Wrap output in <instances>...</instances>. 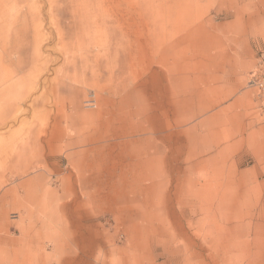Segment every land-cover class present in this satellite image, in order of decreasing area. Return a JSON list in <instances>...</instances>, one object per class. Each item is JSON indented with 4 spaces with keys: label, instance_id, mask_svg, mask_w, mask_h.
Here are the masks:
<instances>
[{
    "label": "rangeland",
    "instance_id": "1",
    "mask_svg": "<svg viewBox=\"0 0 264 264\" xmlns=\"http://www.w3.org/2000/svg\"><path fill=\"white\" fill-rule=\"evenodd\" d=\"M8 40L34 100L0 123V264L20 254L77 264L89 234L102 246L92 264H133L130 249L113 250L127 244L115 211L128 221L137 203L160 197L156 223L168 233L174 224L180 249L136 240L156 264H187L191 244L213 254L217 239L201 236L222 220L200 209L185 223L183 199L196 190L218 199L236 182L251 216L228 256L221 251L224 264H264V91L250 85L264 51V0H0V59ZM157 169L152 195L146 178ZM38 172L53 205L45 189L25 199Z\"/></svg>",
    "mask_w": 264,
    "mask_h": 264
},
{
    "label": "bare ground",
    "instance_id": "2",
    "mask_svg": "<svg viewBox=\"0 0 264 264\" xmlns=\"http://www.w3.org/2000/svg\"><path fill=\"white\" fill-rule=\"evenodd\" d=\"M9 42L10 40L7 41L8 48L3 50V54H2L3 57L0 59V60H3L0 63V110H1V113L5 115L2 118H0V123H4L6 118L12 115L13 113L17 114L20 111L21 105L23 103L28 102V101L32 102L34 100L32 98L33 92H34V82L32 81V77L30 73H28L26 76H23L21 78H18L15 75V72L19 67L18 62H20L19 58H18V61L16 60L15 52H19L20 49L15 48V45L13 46V50L9 49ZM6 63L9 66H6L5 65ZM29 106L31 107L32 103H30ZM32 110H35V109L32 108ZM26 112L27 110L24 111V113ZM40 165L42 166V163ZM156 174L161 175V172L158 171L157 169L152 173L151 176H148V178H146V181H148L149 184H148V187L145 188V190L152 195L156 194V189H158L159 187V183L156 180L157 179ZM235 176H236V173L231 176L232 179H234ZM144 181H145L144 178L140 179L141 183H144ZM199 185L200 184L198 183V187ZM238 187L239 185L236 182L235 186L230 188V192L228 194L221 195V197H219L218 199H213V196L205 197L203 195L202 190L201 191L196 190V193L189 195L190 196L189 198H186L185 200L183 199V203L180 206V208L182 209L181 210L182 218L185 221V223L191 224L192 218L195 217V215H197L199 211H201L200 209H203L204 211H209L208 213H212V212L216 214L218 213L220 215L219 219L222 220L221 223L214 222L215 223L214 231H209L206 236L204 234L201 236V238L204 239L205 241L207 238L210 240L211 238L215 236L217 240L214 242L216 245L212 251L213 254H209V256H207L206 254L205 256V252H206L205 248H202L200 252H197L196 248L194 249L193 245L191 244L190 246L189 244L190 247L185 249L186 250L185 258L183 257L184 261L187 264H195L190 258L191 254L195 258H198L201 261L198 264H224L226 262V260L224 259V256L221 255V251L222 250L227 251V256H228L229 251L233 250L232 247L236 246V244H233L230 247L228 246V242L231 241L232 238L235 237V235H237L238 237L239 228L242 227L241 223H243L246 218H250L251 216V213H248V212L243 213L242 210L240 209L241 203L239 201L240 193L238 192ZM141 190L144 191L142 188ZM160 201L161 203H163L165 201V198H162V197H160L159 199L155 198V201L153 202L151 201V199H149L147 201L146 207H141V205L140 204L138 205L137 203L136 209L134 210L133 214L128 216L129 218L128 221L123 219V216L119 213L118 210L115 211V216L116 214L118 215L117 216L118 223L115 228L116 234H121L122 232L119 230L124 228L123 232L127 236V239H126L127 244L126 246L121 245L122 247L121 246L114 247L115 245L114 244L113 250L130 249L134 255V258H132L133 264H156L154 262V259L150 256L149 253H146V252L144 253L141 251L140 245L142 243L136 240L137 238L139 239L141 237L146 238L145 239L146 243L144 244L148 246L153 241L156 244L172 243V245H174L175 247L176 252H178V250L180 249L177 246V244H179L177 243L178 235L174 231L175 229L174 224H172L173 232L168 233L167 229L165 228V225L161 226V224L158 225L156 223L157 218L159 216L158 210H159ZM167 201L169 202L170 199L168 198ZM142 203H144V199L142 200ZM188 204H190V206H187ZM86 205L89 206V204H86ZM152 206L154 207L152 208ZM216 214L215 215L213 214L212 217L216 216ZM173 215L176 216L175 213H173ZM223 220H225L226 222L224 223ZM118 246H119V243H118ZM101 247H102L101 241H98L95 238L90 243L89 247L85 251L87 252L88 256H91V255H95V252L97 250L100 251L99 249H101ZM200 255H204V259L201 260ZM127 259L128 258L123 259L121 264H129L130 262ZM178 259L179 257L177 256L167 257L164 264H174V263L176 264Z\"/></svg>",
    "mask_w": 264,
    "mask_h": 264
},
{
    "label": "crops",
    "instance_id": "3",
    "mask_svg": "<svg viewBox=\"0 0 264 264\" xmlns=\"http://www.w3.org/2000/svg\"><path fill=\"white\" fill-rule=\"evenodd\" d=\"M46 162V161H45ZM44 163H42V167L41 168H43V170H45L47 173H48V171L46 170V166L45 165H43ZM235 170H236V167H235ZM28 171H26L24 174H26ZM50 172V171H49ZM237 174V173H236ZM48 175H49V173H48ZM49 176H51V175H49ZM48 180H49V177L47 178V176H45V174L44 173H40V172H38V173H36L35 174V176L33 177V178H31V179H29L26 183H25V186L28 188L27 189V193L25 194L26 196H25V199L27 200H29V201H31V202H33V203H35L36 201H37V195H38V191L40 190V189H45L46 190V193H48L49 195H50V203H51V205H53V203H52V196H53V189L51 188V186L49 185V183H48ZM238 180V179H237ZM36 181V182H35ZM2 184H3V181H2ZM29 184V185H28ZM36 184V185H35ZM240 185V184H239ZM55 192V191H54ZM35 194H37V195H35ZM56 195H58V194H56ZM5 201V203L7 204L8 203V197H7V195H2L1 196V199H0V203L1 204H3V205H1L2 206V213L3 214H6V212H7V209H6V205H5V203H3ZM52 211H55V217L57 218V216H58V213L56 212V211H58V210H54L53 208H52V210L49 212V219L51 220V221H53V219H54V216L52 215ZM18 212L21 214V215H23V213H24V211L21 209V208H19L18 209ZM32 216H33V214H32V212H28V214H27V218H29V219H31L32 218ZM83 229H85L84 227H83ZM88 231V230H87ZM90 231V230H89ZM63 232V231H62ZM65 234V233H64ZM90 235V237H89V239H85V236H82V238H83V240H82V243H81V245H82V247H81V245H78L77 244V246H78V248H79V250H80V252H81V256H76L75 258H73L74 260H78V262H77V264H92V260L94 259L93 257H94V255H91V256H88L87 255V252L85 251L88 247H89V245H90V243L95 239V238H92V237H94V235H92V234H89ZM69 237H67V240L69 241V239H68ZM72 239V238H71ZM70 242V241H69ZM85 244H88L86 247H85ZM58 248V247H57ZM67 251H68V253L70 254V255H72L73 253H72V247L71 246H69L68 248H67ZM19 254H20V252H19ZM28 259H30V262H32V263H34L35 264V259L34 258H28L27 256H25L24 254L23 255H21L20 254V256H17L16 258L15 257H12V258H10V261H11V264H26V262H28ZM72 263V262H71Z\"/></svg>",
    "mask_w": 264,
    "mask_h": 264
},
{
    "label": "built area",
    "instance_id": "4",
    "mask_svg": "<svg viewBox=\"0 0 264 264\" xmlns=\"http://www.w3.org/2000/svg\"><path fill=\"white\" fill-rule=\"evenodd\" d=\"M250 85L264 91V51L259 57V66L252 72Z\"/></svg>",
    "mask_w": 264,
    "mask_h": 264
}]
</instances>
